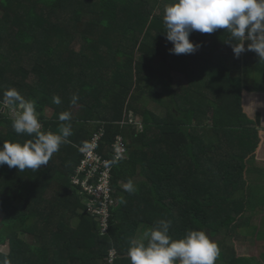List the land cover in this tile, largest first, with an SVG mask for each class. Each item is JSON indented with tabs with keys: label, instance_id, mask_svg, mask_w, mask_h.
<instances>
[{
	"label": "trees",
	"instance_id": "16d2710c",
	"mask_svg": "<svg viewBox=\"0 0 264 264\" xmlns=\"http://www.w3.org/2000/svg\"><path fill=\"white\" fill-rule=\"evenodd\" d=\"M168 3L0 0V99L14 87L37 100L42 131L57 132L62 112L71 114L65 123L72 128L70 143L48 165L0 166V246L9 249L0 262L130 264L129 240L160 219L172 220L174 238L193 229L241 242L252 233L264 239V229L252 223L264 208V186L248 177L257 164L262 115L250 118L243 107V91L259 87L248 77L260 68L248 51L234 56L225 29L193 32L190 41L201 45L194 54H170L163 23ZM218 38L227 44L226 57L217 51ZM10 111L0 104V147L32 139L14 131ZM131 116L141 118V130ZM99 129L104 157L120 137L127 146L126 157L113 164L106 233L73 183L80 149ZM129 180L134 193L120 185ZM218 263L264 260L240 256L222 242Z\"/></svg>",
	"mask_w": 264,
	"mask_h": 264
},
{
	"label": "clouds",
	"instance_id": "9594fccd",
	"mask_svg": "<svg viewBox=\"0 0 264 264\" xmlns=\"http://www.w3.org/2000/svg\"><path fill=\"white\" fill-rule=\"evenodd\" d=\"M163 23L166 39L173 45L170 54H194L201 45L190 41L193 32L212 34L225 29L229 34L227 43L237 59L251 51L264 62V0H170L164 8ZM53 102L61 101L53 97ZM0 104L14 113V131L32 137L23 143L4 141L0 147V166L7 164L19 171L38 170L48 165L63 144L70 143L72 128L65 123L71 120L69 112L59 114L61 124L57 132L42 131L36 99L26 98L9 87L3 91ZM124 189L129 193L136 191L131 180ZM119 202L126 203L123 197ZM172 223L171 219H160L142 238H131L127 250L130 264H215L220 249L207 230L189 229L183 237L174 238L170 234Z\"/></svg>",
	"mask_w": 264,
	"mask_h": 264
},
{
	"label": "built area",
	"instance_id": "2783aa9c",
	"mask_svg": "<svg viewBox=\"0 0 264 264\" xmlns=\"http://www.w3.org/2000/svg\"><path fill=\"white\" fill-rule=\"evenodd\" d=\"M136 121L131 116L129 123L141 130V125H137ZM104 136L105 130L99 129L93 134L89 142L81 147L82 162L77 169V175L73 177L74 185L81 186L83 193L89 198V211L98 219L102 233H106L109 228V207L114 204L113 164L127 155L126 143L120 137L111 145L110 156L104 157L98 150ZM115 256L116 251H111L110 262Z\"/></svg>",
	"mask_w": 264,
	"mask_h": 264
},
{
	"label": "rangeland",
	"instance_id": "374dc122",
	"mask_svg": "<svg viewBox=\"0 0 264 264\" xmlns=\"http://www.w3.org/2000/svg\"><path fill=\"white\" fill-rule=\"evenodd\" d=\"M3 14L2 10L0 9V17L1 15ZM158 64V63H157ZM228 65L229 67L231 68L232 66V62L230 61V63L228 62ZM233 70V68H232ZM236 76H238L236 74ZM175 78H176V81H179V82H183V75L179 74V73H176L175 74ZM251 80H257L259 81V91L262 92V90L264 91V75L262 74H255V78H251ZM264 95V94H263ZM245 94H243V101L245 102ZM254 100L256 101V107L259 111H261L262 113V120H264V100H256L255 97H253ZM247 99V97H246ZM263 102V103H262ZM151 104V102H150ZM155 108V107H154ZM75 110L73 111H76V108H74ZM255 110V109H254ZM253 110L254 114H255V111ZM155 111H158V110H155ZM158 114L160 116H162L164 114V111L161 112V111H158ZM10 115L14 117V113L12 112V110L10 111ZM136 123L137 125L141 123V118H137L136 119ZM262 131V129H261ZM262 133V138L264 139V131L261 132ZM261 150L264 151V140H262L261 142ZM261 154V152L259 151L257 153V155L259 156ZM139 181L138 178H135V182ZM121 187L124 188V183H120ZM252 223L254 225H257L259 226L261 229H264V211H258L257 214L254 216V218L252 219ZM142 234V233H141ZM23 237V236H22ZM211 239H213L219 249H220V246H221V243L224 242L225 244L229 245V246H235L238 254L240 256H246V257H252V259H256V261L259 263H262L264 258H263V254H264V239L263 238H260V237H256V234L252 233L251 235H249V237L247 239L244 240V242H241V240H238L236 238H232V237H226L224 233H220V234H217V235H214V237H211ZM9 251L8 249V246H0V252L1 253H4V254H7ZM218 264H222V263H218Z\"/></svg>",
	"mask_w": 264,
	"mask_h": 264
},
{
	"label": "crops",
	"instance_id": "0c3cea01",
	"mask_svg": "<svg viewBox=\"0 0 264 264\" xmlns=\"http://www.w3.org/2000/svg\"><path fill=\"white\" fill-rule=\"evenodd\" d=\"M221 35L222 36L225 35V36H228L229 37V34L226 31H224V30L222 31V34ZM214 42H216V44H218L217 51L220 54L222 53V55L224 57L226 55L225 53L228 52V49L225 47V45H227V44H224L225 41L223 39H219V38H218V40H215ZM245 47H247V45ZM248 52L252 55V59H253V61L250 60V63L251 64H255L257 67L260 68V70H253L254 71L253 74H251L250 77H248V82L249 83H255V84L257 83V84H259L260 83L259 81H257V80H251V78H255V74H262V75H264V62H260V59H259V57L257 56V54L255 52H251V51H248ZM235 72H236V74L238 76H241V74H242L238 70L235 71ZM258 89H259V87L257 88V90H251V91L250 90H244L243 91V94H245V96L247 97V99L245 97V102L243 101L244 111L248 114V116H250V118H254L256 116V114L261 113V111H259L257 109V107H256V101L253 98V97H255L256 100H259V99L264 100V95H263L264 94V91L262 90V92H260ZM253 110L255 111V114H254ZM261 115H262V113H261ZM261 129H262V131H264V120H262V122H261ZM261 132H260V135H261V138H262L263 135H262ZM262 140H264V139L262 138ZM260 147L262 148L261 144H260L259 149L257 151V153L260 151L261 154L259 156L257 155V157H256V160H257L256 167L253 169L254 172H252L251 174H249L248 177H250L251 180H254L255 181V182H253L254 184H257L256 180H259V184H262V186H264V173L263 174L262 173H259L260 171L258 170L260 168H262V169L264 168V151L261 150ZM257 210L258 211H264V208L263 207H260Z\"/></svg>",
	"mask_w": 264,
	"mask_h": 264
}]
</instances>
